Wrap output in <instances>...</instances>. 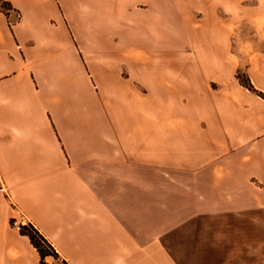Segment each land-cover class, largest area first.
<instances>
[{"label":"crops","instance_id":"crops-1","mask_svg":"<svg viewBox=\"0 0 264 264\" xmlns=\"http://www.w3.org/2000/svg\"><path fill=\"white\" fill-rule=\"evenodd\" d=\"M0 2V264H264V0Z\"/></svg>","mask_w":264,"mask_h":264},{"label":"trees","instance_id":"trees-1","mask_svg":"<svg viewBox=\"0 0 264 264\" xmlns=\"http://www.w3.org/2000/svg\"><path fill=\"white\" fill-rule=\"evenodd\" d=\"M236 76L243 86L251 91L256 92L259 96L264 98V92L257 90L253 86L249 78L246 77L245 80L241 79L240 72H237ZM19 230L22 234L28 236L30 242L38 251L40 255V261L38 264H49L46 261V257L48 256H51L56 260H60L61 264H69L64 258L59 255L50 241L31 222L27 221L23 224H20Z\"/></svg>","mask_w":264,"mask_h":264},{"label":"rangeland","instance_id":"rangeland-1","mask_svg":"<svg viewBox=\"0 0 264 264\" xmlns=\"http://www.w3.org/2000/svg\"><path fill=\"white\" fill-rule=\"evenodd\" d=\"M4 8H6L5 6H3ZM240 76H241V79L245 80V78L247 77V75L243 72H240ZM248 78V77H247ZM49 264H61L60 263V260H56L54 259L53 257L51 256H48L47 257V260H46Z\"/></svg>","mask_w":264,"mask_h":264},{"label":"built area","instance_id":"built-area-1","mask_svg":"<svg viewBox=\"0 0 264 264\" xmlns=\"http://www.w3.org/2000/svg\"><path fill=\"white\" fill-rule=\"evenodd\" d=\"M3 2H0V8L3 10V9H5L3 6ZM7 13H10V12H12L10 9H8L7 11H6ZM14 16H15V18H17L18 17V13L17 12H14Z\"/></svg>","mask_w":264,"mask_h":264}]
</instances>
